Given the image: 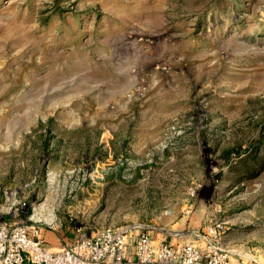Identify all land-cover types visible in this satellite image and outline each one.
Returning a JSON list of instances; mask_svg holds the SVG:
<instances>
[{"label": "rangeland", "instance_id": "obj_1", "mask_svg": "<svg viewBox=\"0 0 264 264\" xmlns=\"http://www.w3.org/2000/svg\"><path fill=\"white\" fill-rule=\"evenodd\" d=\"M32 215L264 264V0H0V222Z\"/></svg>", "mask_w": 264, "mask_h": 264}, {"label": "built area", "instance_id": "obj_2", "mask_svg": "<svg viewBox=\"0 0 264 264\" xmlns=\"http://www.w3.org/2000/svg\"><path fill=\"white\" fill-rule=\"evenodd\" d=\"M54 222L53 218L37 219L35 215L22 225L0 222V264H122L133 247L143 263L156 258V262L162 264H199L201 259L191 247L185 250L186 255L180 261H177V253L171 254L168 245L163 244L155 251L151 232L141 226L103 228L51 251L46 246L41 227L51 228ZM214 255L216 258L210 264H229L227 256L216 252ZM235 264L246 263L237 261Z\"/></svg>", "mask_w": 264, "mask_h": 264}, {"label": "crops", "instance_id": "obj_3", "mask_svg": "<svg viewBox=\"0 0 264 264\" xmlns=\"http://www.w3.org/2000/svg\"><path fill=\"white\" fill-rule=\"evenodd\" d=\"M43 237L46 242V246L51 250H59L60 248H55V232H48V231H43Z\"/></svg>", "mask_w": 264, "mask_h": 264}]
</instances>
